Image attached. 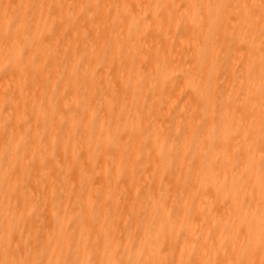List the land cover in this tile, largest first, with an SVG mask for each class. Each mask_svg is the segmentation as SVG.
<instances>
[{
	"label": "bare ground",
	"instance_id": "6f19581e",
	"mask_svg": "<svg viewBox=\"0 0 264 264\" xmlns=\"http://www.w3.org/2000/svg\"><path fill=\"white\" fill-rule=\"evenodd\" d=\"M0 264H264V0H0Z\"/></svg>",
	"mask_w": 264,
	"mask_h": 264
},
{
	"label": "rangeland",
	"instance_id": "374dc122",
	"mask_svg": "<svg viewBox=\"0 0 264 264\" xmlns=\"http://www.w3.org/2000/svg\"><path fill=\"white\" fill-rule=\"evenodd\" d=\"M166 34H168V31H167V33Z\"/></svg>",
	"mask_w": 264,
	"mask_h": 264
}]
</instances>
